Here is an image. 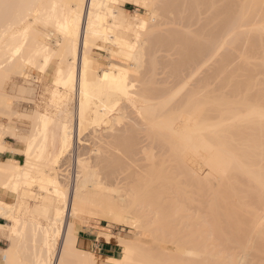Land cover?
Returning a JSON list of instances; mask_svg holds the SVG:
<instances>
[{
    "label": "bare ground",
    "instance_id": "6f19581e",
    "mask_svg": "<svg viewBox=\"0 0 264 264\" xmlns=\"http://www.w3.org/2000/svg\"><path fill=\"white\" fill-rule=\"evenodd\" d=\"M161 1L136 0L151 13L146 17L133 13L130 22L122 8L125 0H0V88L7 77L19 75L26 82L19 92L27 93L33 101L29 110L19 112L20 117L29 118L28 129L16 132L14 126L0 123V143L6 142L7 133L25 141L23 148L16 147L25 156L23 164L0 159V189L15 195L11 203L0 198V232L10 241L8 247L0 248L4 264H52L61 242L55 264H264V91L255 88L257 79H253L255 72L264 74V0L165 2L168 13L175 14L170 22L177 27L162 46L180 43L181 47L177 48L180 59L176 56L167 79L176 80L178 90L162 106L144 92L156 78L147 75V37L155 30H150L149 24L164 6L165 0ZM220 1L222 4L216 3ZM211 7L216 9L212 14L208 12L213 11ZM201 13L209 18L210 14L221 16V21L199 25ZM38 24L52 28L56 35L39 30ZM46 39H52L54 45ZM235 49L242 59L256 60L246 59L245 63L241 59L244 64H237L239 60L233 68L228 67L234 56L238 57L232 53ZM97 50L106 52L108 60L99 57ZM155 55L151 53L154 61L149 69L154 72ZM209 61H215V73L201 77L203 70L209 74L204 68ZM30 66L39 68L47 80L44 99L38 98V75L32 76ZM216 78L220 79L215 84ZM227 86L231 94L225 92ZM1 95L3 103L1 97L6 94ZM87 133L94 143L87 141ZM161 142L169 151H204L210 170L200 176L185 161L166 164L165 172L152 162L130 161L137 166L133 172L123 167L126 162L123 165L122 160L130 155L143 152L142 160L151 159L154 144ZM62 158L73 159L72 176L65 175L66 179L56 169ZM90 160L109 170L107 178ZM44 165L48 169L42 168ZM176 173L185 177L170 186L166 193L171 196L165 200L160 192L166 189L161 188L170 184ZM148 189L154 191L149 198L155 196L157 203L167 207L163 214L158 213L165 219V224H160L163 229L172 222L166 218L180 216L190 202L208 204L202 218L208 217V224L202 223L210 238L199 234L202 239H197L194 229L182 234L183 227L175 221L178 250L170 258L166 256L168 262L156 259L144 242L136 239L140 237L128 239L101 232V238H118L123 247L121 256L107 257L104 263H99L91 250L77 246L79 227L74 220L86 216L141 227L139 210L137 213L133 206L141 195L144 201ZM193 190L197 196L190 194ZM185 236L187 239L181 240ZM28 250L31 259L27 256L30 260L26 262Z\"/></svg>",
    "mask_w": 264,
    "mask_h": 264
},
{
    "label": "rangeland",
    "instance_id": "374dc122",
    "mask_svg": "<svg viewBox=\"0 0 264 264\" xmlns=\"http://www.w3.org/2000/svg\"><path fill=\"white\" fill-rule=\"evenodd\" d=\"M128 1H133V2H135V3H137L136 2V0H125V2L123 3V5L126 3V2H128ZM162 1H164V0H162ZM161 1V2H162ZM170 1V2H169ZM175 1V2H174ZM179 2L180 0H165L164 1V6H166V7H164V6H161L163 3H161L160 4V6L161 7H159V10L157 11V16H155V17H153L152 18V20L150 21L151 23L149 24L150 26H151V24H152V26L150 27L151 29L150 30H152L153 31V27H154V29L156 30H154V32H153V34L151 35V36H149V37H147V35H146V37L148 38V42H147V44L150 46L149 47V53H148V55H146V59H147V67H148V71H149V73H147V75L148 76H151L152 74L154 75V76H156V78L152 75V78H153V84H150L149 85V88L148 89H145L144 90V92H146L147 94H149L150 96H153L155 99H156V101L162 106L163 104H164V102L166 101V98H168V97H170L171 96V94H174V92L175 91H177L178 90V84L176 85V80L172 83V82H168V80L167 79H170L171 77H170V75H171V73L173 72V70L171 69V68H173L174 69V67L172 66L173 64H174V62L176 61V60H178V57H179V59H180V53L178 52V49L181 47V45H180V43L178 44V43H176V44H178V45H176L175 43V45H173V47L172 46H169L170 48H168V47H165V46H162L163 44H165L166 43V40L167 39H169L170 38V35L171 34H173L174 32H172V31H174V30H176L175 29V27H177L176 25H174L173 26V24H175V23H172L171 24V22L170 21H172L171 19H173L174 17H175V14H173L172 13V11H170L171 12V15H173V16H171L170 15V13H168L169 11V7H167L168 5L166 4V3H176V2ZM235 1V4H236V0H234ZM166 2V3H165ZM221 2V1H220ZM216 3H218V4H222V2L221 3H219V2H216ZM128 5V4H127ZM113 6H115V7H118V8H120L121 6H120V4L118 5H116V4H114L113 3ZM128 6H131V5H128ZM219 5H214V7H218ZM144 7V9H142V13H144V16L146 17V16H149L150 15V13H151V9L149 8V7H145V6H143ZM163 7V8H162ZM214 7L212 8L211 7V9L209 8V10H212L213 9V11H208V12H215V10L216 9H214ZM122 8H123V6H122ZM167 8V9H166ZM136 8L134 7L133 9H131V10H129L128 9V11L129 12H127V18L130 20V22H131V20L132 21H134L133 19V13H135L134 12V10H135ZM204 12H206L207 13V10L206 11H204ZM203 12V13H204ZM203 13H201V17H202V20L201 21H203V22H199V25L200 24H202V23H206L207 21L210 23V20H211V23L213 22V24H214V22H215V24L216 23H218L219 21H221V16H218L219 18H217L216 16H214V15H211L210 14V18L208 17L209 15L208 14H206V16L203 14ZM214 14V13H213ZM205 16V17H204ZM213 16V17H212ZM203 17H204V19H203ZM215 17L217 18V19H215ZM209 18V19H208ZM213 20H215V21H213ZM216 20H218V21H216ZM152 21H153V23H152ZM161 23H162V25H161ZM198 23H196V24H194V25H196L197 27H199V25H197ZM153 25H156V26H153ZM158 25V26H157ZM193 25V26H194ZM40 26H42L41 24H38L37 25V27L39 28V30H42V31H46L47 30V32L49 33V35L51 36V37H54L55 35H56V33H55V31L52 29V28H47V29H44L45 27L44 26H42V27H40ZM196 26H194L195 28H196ZM149 27V26H148ZM168 28V29H167ZM170 28V29H169ZM194 28V29H195ZM149 29V28H148ZM173 29V30H172ZM193 29V28H192ZM169 30V31H168ZM172 30V31H171ZM165 31V32H164ZM167 31V32H166ZM170 32H171V34H170ZM227 37V36H226ZM147 38H146V40H147ZM46 41L49 43V45H51V46H53L54 45V43H53V40L51 39V40H48V39H46ZM246 41V43H245V45H247V46H249V43L250 42H248V40H245ZM248 43V44H247ZM180 45V47L178 48V46ZM155 47H156V49H155ZM171 47H172V49H171ZM178 48V49H177ZM159 49V50H158ZM176 49V50H175ZM182 49V48H181ZM181 49L179 50V51H181ZM156 50V51H155ZM238 50V49H237ZM239 51V50H238ZM237 51V52H238ZM97 52L98 53H100V55H98L99 57H101V58H104V59H107V58H105V57H107V53L106 52H103V51H100V50H97ZM153 52H155V56H156V63L154 64V67L156 68L155 70V72H154V69L153 70H149V69H151V65L153 64V61H154V59H153V56H151V53H153ZM174 52H176V53H174ZM240 52V51H239ZM238 52V53H239ZM171 53V54H170ZM175 55V57H173L172 55L173 54ZM232 53H236V49H235V52L234 51H232ZM169 54V55H168ZM234 55V54H233ZM236 55H237V53H236ZM239 55V54H238ZM237 55V56H238ZM176 56H178L177 58H176ZM174 58H176V59H174ZM234 58H236V56H234ZM233 58V61H234V64L232 63H230V65L228 66V67H230V68H233V65H237V64H240V63H242V64H244V62L245 63H247V61H246V59L247 60H251V59H253L254 57H252V58H243L242 59V57H237V59H234ZM170 61H169V60ZM172 59H174V60H172ZM244 61V59H245V61L243 62L242 60ZM108 60V59H107ZM240 60V61H239ZM253 60H256L255 58L253 59ZM237 61H239V63H237ZM171 62V63H170ZM177 62V61H176ZM175 62V63H176ZM210 62V61H209ZM168 63H169V65H168ZM237 63V64H236ZM56 64V60L53 62V65L52 66H54ZM215 65V61H211L210 63H207V65L206 66H204V68L207 70V68L209 69V74H207L208 73V70L207 71H205V70H203V72L201 73V77H203V76H207V75H210L211 74V71H212V74H214L215 72H214V67H213V65ZM208 66V67H207ZM212 66V67H211ZM203 68V69H204ZM213 68V69H212ZM212 69V70H211ZM28 70H29V72L32 74V76H36L37 77V75H38V79L36 80L37 82H36V84H37V88H38V94H39V96H38V98L39 99H44V95L43 94H45L46 92H45V89H46V86H45V84H46V79L45 78H43L42 76H41V74L39 73V68H37V67H28ZM151 71H152V73H151ZM157 72V73H156ZM168 72L170 73V74H168ZM159 73V74H158ZM256 74H257V72H255ZM254 72H253V74H255ZM156 74V75H155ZM167 74H168V76H167ZM254 75L256 78H254L253 77V79H257V80H255L256 81V83L255 82H253V83H255V88H258V87H260V88H264V78H263V76H262V74L263 73H261L260 75L262 76H258V75ZM200 75V74H199ZM203 75V76H202ZM264 75V74H263ZM41 77V78H40ZM170 77V78H169ZM261 77V78H260ZM5 78V77H4ZM197 78V77H196ZM198 78H200V77H198ZM260 78V79H259ZM263 78V79H262ZM163 79V80H162ZM166 79V80H165ZM219 79L220 78H216V80L214 79V81L215 82H213V83H219ZM252 79V80H253ZM259 79V80H258ZM4 80V79H3ZM155 80L157 81V82H155ZM160 80V81H159ZM166 81V83H165V81ZM25 81V79L24 78H22V77H20L19 75H16V74H14L13 76H11L10 77V79L7 77L6 78V80L4 81V83L2 82V86L3 87H1L0 88V92H2V93H0V95L1 94H6L7 95V99H6V95H4L3 97H1V99H2V101H3V103H5L4 101H5V99H6V103H5V107L3 106V103L2 102H0V123L1 124H9V125H11V126H14L15 128H16V130H18V131H16V132H21V131H25L26 129H28L29 128V118H24V115L23 116H21L20 117V113L19 112H21L22 113V111L24 112V110H29L30 109V106H32V104H33V101L31 102L30 101V99L32 98L30 95H28L27 93L26 94H23V93H20L19 92V86L20 85H23V84H26V82H24ZM159 81V82H158ZM164 81V82H163ZM216 81H218V82H216ZM259 81V82H258ZM7 82V83H6ZM171 83V86H170V84H168V83ZM176 82V83H175ZM233 82V81H232ZM262 82V83H261ZM23 83V84H22ZM160 83H162V85L160 84ZM175 83V84H174ZM258 83H260V85L258 84ZM7 84V85H6ZM165 84H166V86H165ZM263 84V85H262ZM214 85V84H213ZM257 85H259V86H257ZM157 88H159V89H157ZM159 86V87H158ZM162 86H163V88H162ZM170 87V89H169V87ZM177 86V87H176ZM192 86V85H191ZM195 85H193V87H194ZM162 88V89H161ZM172 88H174V89H172ZM228 89V90H226V89ZM260 89V90H262V91H264V89ZM5 89V90H4ZM169 89V90H168ZM177 89V90H176ZM259 89V88H258ZM169 92H168V91ZM224 90H225V92L227 91V93H230L231 94V92H232V90H230V87L229 86H227V87H224ZM168 92V94H167V92ZM174 91V92H173ZM229 91V92H228ZM231 91V92H230ZM5 92V93H4ZM145 93V94H146ZM226 94V93H225ZM230 94H228V95H230ZM236 94H237V96L239 97L240 96V94H238L237 92H236ZM11 95V96H10ZM25 95V96H24ZM227 95V94H226ZM2 96V95H1ZM18 98H17V97ZM5 97V98H4ZM16 97V98H15ZM177 95L176 96H174L173 97V99L175 100H177ZM26 98V99H25ZM43 102H44V100H43ZM174 102V101H173ZM2 103V104H1ZM2 105V106H1ZM206 106H209V104H206ZM44 107H45V105H44ZM4 108V109H3ZM5 108H7V109H5ZM1 109H3V110H1ZM6 110H13L12 112H17L18 113V115H17V113H16V115H15V113H13L12 114V112L10 111V113H8L9 111H6ZM3 111H4V113H3ZM6 113V114H5ZM8 115V116H7ZM225 115H227V116H225V117H229L228 116V114H225ZM228 121H229V118H228ZM231 121H233V119L232 118H230V122ZM75 129V128H74ZM20 130V131H19ZM88 134V135H87ZM86 134V138H88V140L87 141H89V140H91L90 141V143H94V138H91V136L89 135V133H87ZM141 135H143V134H141ZM133 136H136V134H134ZM143 137V136H142ZM4 138H5V140H9V141H11V142H14V144H16V145H18L19 147H24L25 146V141L23 140V139H19L18 137H16V136H14V135H11V134H9V133H7L5 136H4ZM18 139V140H17ZM93 139V140H92ZM23 140V141H22ZM75 141V140H74ZM87 144L89 143V142H86ZM144 143H146L145 141H144ZM6 144H8L7 143V141L6 142H3V143H0V146H3V145H6ZM143 144V143H142ZM94 144H89V146H93ZM155 146H154V149H153V153H152V157H151V159H146L145 158V160H142L141 159V157L144 155V153L142 152V154L140 153V155H136V156H132V155H130V156H128V157H125V158H127V159H123L122 160V162H123V165H124V163L126 162L127 163V165H126V163H125V166H123L124 168L125 167H128V169H129V172H133L134 170H136V168H137V166H135V168H134V165H136V164H134L133 165V163L131 164V162H143V163H154L158 168H160V170L162 171V172H165L166 171V168H165V166H166V164H169V163H172V164H175V165H178V164H182V162H187V163H189L190 165H192L193 166V168H194V171L198 174V175H200V176H205V174H207L208 173V171L210 170V168H209V166L206 164V162L204 161V157H205V153H204V151H200L199 153H197V154H193V153H191L190 151H187V150H181L180 148L178 149V150H175V151H169V149L167 148V146L164 144V143H155L154 144ZM75 147L77 148V144H76V141H75ZM13 150H16V151H18V152H20V153H22V155H19L18 156V159L17 160H14V162L15 163H17V164H23L24 162H25V156H24V154H23V152L20 150V149H17L16 147H13ZM142 155V156H141ZM133 157V158H132ZM137 157H140V159L139 160H137L136 158ZM145 157H147V155L145 156ZM135 158V159H134ZM142 160V161H141ZM131 161V162H130ZM90 162L92 163V165H96V167H97V169H98V166H99V171H101V175H102V177H105V178H107V176H108V172H109V170L107 169V168H105V167H102V164H97L96 162H94L93 160H90ZM134 162V163H135ZM130 165V167H129V165ZM155 165H154V167H155ZM96 167H94V168H96ZM42 168H44V169H48V167L46 168V166L44 165V167H42ZM131 168V169H130ZM57 169V172H61V177H65L64 179H66L68 176H72L71 175V173H73V159H70V158H68V160H67V158H62V160L59 162V164H58V168H56ZM71 172V173H70ZM70 174V175H69ZM67 177H66V176ZM176 175L177 176H175V178H171V179H169V181H170V184H168V185H166L165 183V186L164 187H162L161 189H166V190H164V192H160V194L164 197L163 199H165V200H167V195H168V197H169V195L171 196V194H170V192L168 191V193H166L167 192V190H171V185H173V184H176V183H179L180 181H182V179L185 177L182 173H176ZM63 179V180H64ZM160 188V187H159ZM170 188V189H169ZM193 188H195V187H193ZM138 189V188H137ZM161 189H159V191L161 190ZM149 190V191H148ZM147 191H148V193H149V195L147 196V195H145V199H146V201H145V199H144V201H142L141 202V200L144 198V195L142 196H140V198L141 197H143L142 199H140L139 198V196H138V200H137V202L135 203V205L133 206V208H135V210L134 211H136L137 212V210H139L137 213L139 214V217L141 218V222H142V226L141 227H139V228H135L134 226H129V225H127V224H113L112 222H111V220H99L98 221V219H96V218H93V217H88V216H86V218L85 219H80V220H74V222L77 224V226L79 227V231H78V233H81V235H83V234H85L84 232H83V230H88V229H90V228H93V227H100V226H104V227H100V229H101V231H100V235H101V232H103V231H105V232H107V233H111L110 235H117V236H119V237H123V238H128V239H134V238H136V237H140V238H136V239H139L140 240V242L141 243H143L144 244V246L145 247H147L148 248V251L150 252V253H152L154 256L156 255V259H159V260H161L162 259V261H163V259H164V261L163 262H166L165 260H167L168 259V257L170 258L173 254H175V253H177V247H176V245H177V243H176V237L174 236V231L173 230H175V228H174V226H173V224L175 225L176 224V222L178 223V226L180 225L181 227H183L182 228V234L185 232H187V231H185V230H188L189 231V229L190 230H195V234L193 233V236H198V238L197 239H202L200 236H199V234L202 236L203 234H205V235H208V237H209V233L207 234L206 232L207 231H205L204 229H203V227H205V225L203 224L204 222H206V220H208V217L207 218H204V220L202 219L203 217H205V213H206V211L207 210H209L208 208V204H202V205H207L206 207H204V206H201L200 204H199V202H197V201H194L193 203H192V205H190L191 204V202H190V204L187 206V205H185V210H183V211H181V212H183L180 216H176V215H174V217L176 216L178 219L176 220V218H174V217H167L166 218V221H169V220H171L172 222H167V223H169L170 225H172V226H170L169 224V226H167L166 227V225H164L165 226V229H163L164 227H161L162 225H163V223L165 224V219H163V217H162V215H160V214H163V212L165 211V209H167V207H165V206H161V204H159V203H157V201H155V196H152L151 198H149L151 195H153L152 193L154 192H152V190L151 189H148ZM158 191V192H159ZM194 192L192 193V191H191V193L190 194H193L192 196H197V191L196 190H193ZM150 192H152V193H150ZM156 192V191H155ZM196 192V193H195ZM8 193V194H7ZM132 193V192H131ZM157 193V192H156ZM155 193V194H156ZM160 194L158 195L157 194V196H160ZM194 194H196V195H194ZM156 196V197H157ZM166 196V197H165ZM0 198L1 199H3L4 201H6V202H14L15 201V195H14V193L12 192V191H10V190H7V189H0ZM153 198V199H152ZM159 198V200H161L162 198L161 197H158ZM31 199V201H33L34 200V198L33 197H31L30 198ZM149 202H148V201ZM151 201L154 203H151ZM159 204V205H156V204ZM150 204V205H149ZM198 205H200V206H198L199 208H197V206ZM157 206V207H156ZM160 207H165L164 209L162 208H160ZM202 207H204V209L206 208V210H204V209H202ZM158 208V209H157ZM198 209H200V210H198ZM158 210V211H157ZM201 210H203V211H201ZM156 211V212H155ZM200 211H201V213H200ZM160 212V214H158ZM162 212V213H161ZM205 212V213H204ZM157 215H156V214ZM198 213V214H197ZM137 214V215H138ZM203 214H204V216H203ZM155 215V216H154ZM196 215V216H195ZM198 215V216H197ZM139 217L137 216V218L139 219ZM157 217H160L159 219H160V221H159V219L157 218ZM198 217L199 218H201V219H198ZM149 218V219H148ZM170 218H172V219H170ZM191 218H193V219H191ZM194 218H196L197 219V221H196V219H194ZM191 219V220H190ZM68 220V219H67ZM156 220V221H155ZM193 220V223H191L190 224V222ZM196 222H198V223H196ZM199 220H201V222L199 221ZM158 221V223H156ZM176 221V222H175ZM180 221V222H179ZM202 221H204L203 223H202ZM1 222H3V223H6L7 221L6 220H1ZM78 222V223H77ZM143 222H145V223H143ZM161 222V223H160ZM200 222V223H199ZM207 224H208V222H206ZM205 223V224H206ZM141 224V223H140ZM144 224V225H143ZM160 224H162V225H160ZM184 224V225H183ZM194 224V225H193ZM203 226H202V225ZM207 224H206V226H207ZM147 225H148V227H147ZM158 225V226H157ZM160 225V226H159ZM191 225V226H190ZM199 225V226H198ZM193 226V227H192ZM195 227V228H194ZM197 227V228H196ZM172 228H174V229H172ZM171 229V230H170ZM184 229V230H183ZM197 229V230H196ZM169 230V231H168ZM180 230H181V228H180ZM199 230V231H198ZM159 231V232H158ZM163 231H165V232H163ZM196 231H198V232H196ZM201 231H203L204 233H202ZM158 232V233H157ZM161 233V234H160ZM136 235V236H135ZM101 237V236H100ZM187 237L188 236H185V237H182V239L181 240H185V239H187ZM143 238V239H142ZM191 238H192V236H191ZM210 238V237H209ZM211 239H213V237L211 236ZM142 240V241H141ZM173 240V241H172ZM112 241H115L116 243H118V245H119V247H120V253L118 254V256H121L122 255V251H123V247H122V245H120L119 244V240H118V238H114ZM218 241V240H217ZM216 241V242H217ZM219 241H221V240H219ZM61 244H62V242L59 244V246H58V248L56 249V252H55V255H54V257H53V259H52V264H55L56 262H57V257H58V255H59V250H60V246H61ZM142 244V245H143ZM0 248L1 247H8L9 245H10V241H9V239H8V237L6 236V235H4L3 233H1L0 232ZM77 246L78 247H83L82 246V243L80 242V239H78L77 240ZM30 247V246H29ZM208 248H212L211 246H209ZM28 249V248H27ZM30 249V248H29ZM30 250H28V252H29ZM153 251H155V252H153ZM172 251H174V253L172 252ZM26 252V251H25ZM28 252H26L27 254L25 255L26 257L28 256V257H30V259H31V255H29L30 254V252L28 253ZM157 252V253H156ZM172 252V253H171ZM164 256L163 258H162V255ZM168 253V254H167ZM169 253H171V254H169ZM96 255H97V258H98V261H99V263H104V262H107L108 261V259H107V257H110V256H102V255H100V254H98V253H95ZM158 254V255H157ZM165 254H167V255H165ZM23 255H24V253H23ZM151 255V254H150ZM153 255H151V257H150V259L151 258H153L152 256ZM2 255L0 254V264H4V260H3V257H1ZM25 256H24V258H25ZM57 256V257H56ZM159 256V257H158ZM161 256V257H160ZM166 256H168V257H166ZM23 257V256H22ZM28 257L27 258H25V259H27V260H25L26 262L27 261H29L30 259H28ZM167 258V259H166ZM2 259V260H1ZM23 259V258H22ZM107 259V260H106ZM154 259V262H157V261H155V258H153ZM24 260V259H23ZM169 260H167V262H168Z\"/></svg>",
    "mask_w": 264,
    "mask_h": 264
},
{
    "label": "crops",
    "instance_id": "0c3cea01",
    "mask_svg": "<svg viewBox=\"0 0 264 264\" xmlns=\"http://www.w3.org/2000/svg\"><path fill=\"white\" fill-rule=\"evenodd\" d=\"M131 6H128V5ZM136 8L134 10L135 13H142V9L144 7L138 3H135L133 1H128L123 5V9L127 12L128 9L131 10L133 8ZM8 144L0 146V159L1 160H17L19 155H22V153L13 150V147H17L14 142H11L9 140H6ZM100 227H104L103 225ZM100 227H93L88 230H83L85 234L81 235V233H78V239H80V242L82 243L83 248L91 250L94 253H98L102 256H118L120 253V247L118 243L115 241H106L103 238L100 237ZM118 245V246H117ZM1 246V245H0Z\"/></svg>",
    "mask_w": 264,
    "mask_h": 264
}]
</instances>
